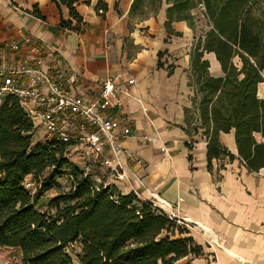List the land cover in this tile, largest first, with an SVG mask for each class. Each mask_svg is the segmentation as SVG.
<instances>
[{
    "label": "crops",
    "instance_id": "0c3cea01",
    "mask_svg": "<svg viewBox=\"0 0 264 264\" xmlns=\"http://www.w3.org/2000/svg\"><path fill=\"white\" fill-rule=\"evenodd\" d=\"M180 3L79 0L78 25L67 7L50 0H0V62L43 60L44 70L61 62L81 94L96 95L109 76L134 79L123 106L109 110L121 134L128 126L132 130L118 151L105 148L116 171L87 165L74 151L71 162L91 173L95 184L114 186L123 195L179 202L178 217L204 255L176 264H264V168H247L233 130L221 132L219 143L235 159H214L209 168L192 73L197 18ZM203 60L212 76H224L215 53H205ZM255 138L264 143V136Z\"/></svg>",
    "mask_w": 264,
    "mask_h": 264
},
{
    "label": "trees",
    "instance_id": "16d2710c",
    "mask_svg": "<svg viewBox=\"0 0 264 264\" xmlns=\"http://www.w3.org/2000/svg\"><path fill=\"white\" fill-rule=\"evenodd\" d=\"M50 1L67 7L80 25L79 0ZM204 1L214 28L194 50L192 73L209 141V168L214 159H235L219 143L221 132L233 130L240 159L257 172L264 168V143L255 138L264 136V98L258 96L264 84V21L248 0H225L219 9ZM205 53H215L224 76L211 75ZM33 135L31 120L9 97L0 108V248L19 249L25 264H75L68 251L76 243L82 249L78 264H176L204 255L187 227L135 194L95 184L91 173L72 165L67 145L34 144ZM49 168L35 191L25 188L29 176L40 181ZM68 168L70 189L42 202L49 185Z\"/></svg>",
    "mask_w": 264,
    "mask_h": 264
},
{
    "label": "built area",
    "instance_id": "2783aa9c",
    "mask_svg": "<svg viewBox=\"0 0 264 264\" xmlns=\"http://www.w3.org/2000/svg\"><path fill=\"white\" fill-rule=\"evenodd\" d=\"M10 47L14 52L19 51L18 44ZM42 65L43 60H25L15 66L0 62V108L9 97H14L31 120L33 133L36 130L44 133L41 143L55 141L67 145L69 160L74 151L81 154L87 165H101L116 171L114 161L105 155V148L118 151L120 139L132 130L128 126L121 134L120 123L109 110L123 106V97L131 94L135 80L121 82L119 77L109 76L101 81L96 95L81 94L67 66L57 62L44 70ZM24 185L32 186L27 180ZM155 201L152 204L156 209L187 227V222L176 212L179 202L173 206L163 199Z\"/></svg>",
    "mask_w": 264,
    "mask_h": 264
},
{
    "label": "rangeland",
    "instance_id": "374dc122",
    "mask_svg": "<svg viewBox=\"0 0 264 264\" xmlns=\"http://www.w3.org/2000/svg\"><path fill=\"white\" fill-rule=\"evenodd\" d=\"M225 0H212V7L213 9H219L223 2ZM249 5H253L254 13L256 16H260L261 19L264 21V0H248ZM237 2V1H236ZM236 5H239L238 2ZM180 9L182 10H187L191 9L192 11L195 12V16L197 18L196 21V27L197 30L194 32V49L199 45L200 41H205L207 40V35L210 31L213 30L214 24L211 21V19L208 17L209 16V10L207 8V4L205 1L201 0H181L180 3ZM204 44V43H203ZM234 63H236L239 67L242 66L241 61L236 58L234 59ZM258 94L259 96H263L264 94V84L259 86L258 89ZM201 97H198V101L200 100ZM34 144L36 142H44V133L41 130H36L34 135ZM72 165L74 167H77L79 170H83L78 167L77 164L72 162ZM53 169L49 168L47 169L46 173L40 177V181H38L35 176H29L27 178V181L32 185L28 188L27 190L33 192L37 188V186L42 183L47 176L49 172H51ZM72 168L65 169V173L56 178L51 185H49L50 189L47 190L42 198V202H48L49 199L55 197L61 192H66L70 189L71 186V178L70 174ZM73 259L75 264H78V256L81 255L82 249L79 243H76L74 245H71L68 251ZM190 260L193 258H189ZM0 264H25L23 261L22 253L19 249H13V248H0ZM190 264V263H189Z\"/></svg>",
    "mask_w": 264,
    "mask_h": 264
}]
</instances>
